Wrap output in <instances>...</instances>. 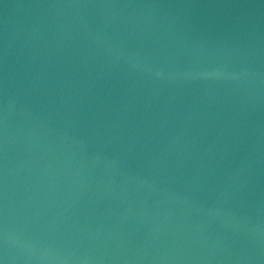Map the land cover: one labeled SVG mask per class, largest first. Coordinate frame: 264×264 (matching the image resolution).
I'll return each mask as SVG.
<instances>
[{
    "label": "water",
    "instance_id": "water-1",
    "mask_svg": "<svg viewBox=\"0 0 264 264\" xmlns=\"http://www.w3.org/2000/svg\"><path fill=\"white\" fill-rule=\"evenodd\" d=\"M0 264H264V0H0Z\"/></svg>",
    "mask_w": 264,
    "mask_h": 264
}]
</instances>
